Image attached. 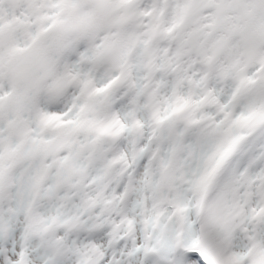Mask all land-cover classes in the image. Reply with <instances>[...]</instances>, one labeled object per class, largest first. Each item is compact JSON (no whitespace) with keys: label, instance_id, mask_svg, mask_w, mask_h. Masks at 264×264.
<instances>
[{"label":"snow or ice","instance_id":"snow-or-ice-1","mask_svg":"<svg viewBox=\"0 0 264 264\" xmlns=\"http://www.w3.org/2000/svg\"><path fill=\"white\" fill-rule=\"evenodd\" d=\"M0 264H264V0H0Z\"/></svg>","mask_w":264,"mask_h":264}]
</instances>
